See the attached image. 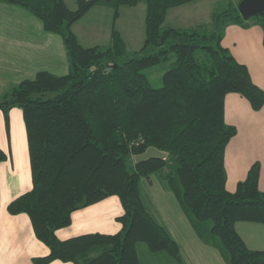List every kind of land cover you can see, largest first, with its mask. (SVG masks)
I'll list each match as a JSON object with an SVG mask.
<instances>
[{
    "label": "trees",
    "instance_id": "1",
    "mask_svg": "<svg viewBox=\"0 0 264 264\" xmlns=\"http://www.w3.org/2000/svg\"><path fill=\"white\" fill-rule=\"evenodd\" d=\"M4 1L60 36L70 67L66 76L40 72L0 99L8 126L14 108L25 121L33 188L8 212L27 215L36 238L50 250L33 264H140L138 244L180 262L179 245L141 198V182L153 176L225 264H264V251L250 250L236 230L241 222L264 225L261 168L254 165L230 193L225 167L227 147L238 133L225 121L227 95L238 94L260 111L264 91L222 45L230 25L248 28L253 21L264 32V16L245 21L235 8L215 13L210 24L178 30L164 26L168 11L196 0H143L146 42L131 54L115 29L108 48L85 49L72 27L100 2L115 3L117 19L120 8L141 0H77L76 11L64 0ZM167 62L163 87L153 89L144 72ZM150 148L167 159L136 165L134 157ZM6 160L0 149V164ZM113 196L123 207L121 232L58 239L75 212Z\"/></svg>",
    "mask_w": 264,
    "mask_h": 264
},
{
    "label": "crops",
    "instance_id": "2",
    "mask_svg": "<svg viewBox=\"0 0 264 264\" xmlns=\"http://www.w3.org/2000/svg\"><path fill=\"white\" fill-rule=\"evenodd\" d=\"M64 2L69 10H78L77 0ZM224 2L196 0L173 8L167 13L164 26L185 30L210 24ZM146 15L143 0L136 7L120 8L117 19L115 3L100 2L72 27V32L85 49L108 48L115 29L132 54L145 45ZM250 23L248 28L228 26L222 45L247 67L254 84L264 91V32L256 22ZM69 70L63 39L46 33L42 22L25 9L0 0V94L4 97L22 82L34 80L40 72L66 76ZM225 121L238 132L225 154L228 192L235 193L250 169L259 164V188L264 193V106L254 111L245 98L229 94ZM0 149L7 156L0 164V264H33L34 259L47 257L50 250L36 238L27 215L13 216L8 212L13 201L33 188L27 131L23 112L18 108L10 111L9 126L0 111ZM154 177L141 182V198L155 222L179 245L181 261L165 252L152 253L145 244H138L140 264H225L219 251L199 238L175 195ZM122 215L120 199L109 197L75 212L71 225L56 235L61 241L91 234L116 235L122 230L118 221ZM236 230L250 250L264 251V225L241 222Z\"/></svg>",
    "mask_w": 264,
    "mask_h": 264
},
{
    "label": "water",
    "instance_id": "3",
    "mask_svg": "<svg viewBox=\"0 0 264 264\" xmlns=\"http://www.w3.org/2000/svg\"><path fill=\"white\" fill-rule=\"evenodd\" d=\"M238 11L245 21L264 16V0H243ZM168 155L155 148L148 149L144 154L134 157L136 165L144 164L150 160H165Z\"/></svg>",
    "mask_w": 264,
    "mask_h": 264
},
{
    "label": "rangeland",
    "instance_id": "4",
    "mask_svg": "<svg viewBox=\"0 0 264 264\" xmlns=\"http://www.w3.org/2000/svg\"><path fill=\"white\" fill-rule=\"evenodd\" d=\"M239 1L240 0H225L224 2L225 6L223 4L219 5V10L217 13H223L230 9H235V8L238 9L239 4L242 2V1L241 2ZM253 19H257V18H253ZM173 58L174 57H172V60H174ZM170 69H171V62H167V63H162L154 68L146 70L144 74L146 75L153 89H160L163 87V81H162L163 75ZM2 97L3 95L0 94V98ZM153 179L155 181H158L156 177H154ZM169 195L176 201V198L174 197V195H172L171 193H169Z\"/></svg>",
    "mask_w": 264,
    "mask_h": 264
}]
</instances>
